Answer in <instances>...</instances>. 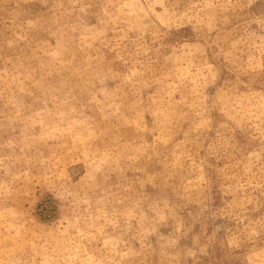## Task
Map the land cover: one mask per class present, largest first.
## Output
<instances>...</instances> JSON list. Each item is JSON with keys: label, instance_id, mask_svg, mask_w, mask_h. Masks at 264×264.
Masks as SVG:
<instances>
[{"label": "rangeland", "instance_id": "1", "mask_svg": "<svg viewBox=\"0 0 264 264\" xmlns=\"http://www.w3.org/2000/svg\"><path fill=\"white\" fill-rule=\"evenodd\" d=\"M0 264H264V0H0Z\"/></svg>", "mask_w": 264, "mask_h": 264}]
</instances>
